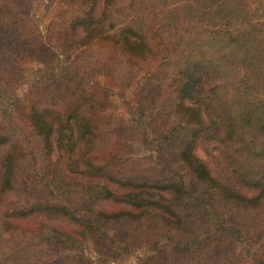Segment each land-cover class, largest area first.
I'll return each instance as SVG.
<instances>
[{"label": "trees", "instance_id": "16d2710c", "mask_svg": "<svg viewBox=\"0 0 264 264\" xmlns=\"http://www.w3.org/2000/svg\"><path fill=\"white\" fill-rule=\"evenodd\" d=\"M249 1L55 0L41 34L30 0H0V264H264ZM33 173L65 199L28 200Z\"/></svg>", "mask_w": 264, "mask_h": 264}, {"label": "rangeland", "instance_id": "374dc122", "mask_svg": "<svg viewBox=\"0 0 264 264\" xmlns=\"http://www.w3.org/2000/svg\"><path fill=\"white\" fill-rule=\"evenodd\" d=\"M262 1L264 0H250L249 6L250 8L256 9L257 6H259V3ZM30 2H31V12L33 14V19L36 28L38 31H40L41 34H43L46 31L50 13L54 11L53 5L55 0H30ZM89 72L93 79L98 78L100 82L108 85L107 81H105L104 78L110 79L109 75H108L109 77L108 76L106 77L101 74H95V72L93 73V71L91 70ZM115 91L116 89L114 88V90L112 91L110 90L108 92V94L110 95H108L107 97L108 101L106 103V108H105L106 116L108 117L110 116V119L114 118L115 120H118L122 118L123 121H126V118L129 116L128 110L121 107L120 100L114 95ZM109 140L113 141L112 139ZM110 141H108L109 144H111ZM130 146L131 148L128 150L129 152L125 154L128 160H125L123 165L127 168L128 166L130 167L132 163H134V167L137 169H141L142 167L146 166L150 160L148 156L149 153L143 149L138 148L136 144ZM197 153L200 156L203 155L200 150L197 151ZM30 178L31 180H28V184L24 189V196L28 198V200L37 198L40 199L41 201L48 200L52 202H59V201L62 202L65 199L66 192H63L62 194L58 193L60 191L54 189L52 185L44 183L43 180H40L39 175L33 173V175H31ZM33 179H35L36 181H32ZM134 261L135 260L133 258V255H130L125 260V264L127 263L134 264Z\"/></svg>", "mask_w": 264, "mask_h": 264}]
</instances>
